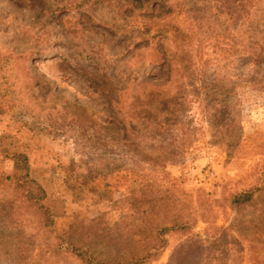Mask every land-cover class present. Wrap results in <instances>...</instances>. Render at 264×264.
<instances>
[{
  "label": "rangeland",
  "instance_id": "rangeland-1",
  "mask_svg": "<svg viewBox=\"0 0 264 264\" xmlns=\"http://www.w3.org/2000/svg\"><path fill=\"white\" fill-rule=\"evenodd\" d=\"M171 223L143 264H264V0H0V264Z\"/></svg>",
  "mask_w": 264,
  "mask_h": 264
},
{
  "label": "trees",
  "instance_id": "trees-1",
  "mask_svg": "<svg viewBox=\"0 0 264 264\" xmlns=\"http://www.w3.org/2000/svg\"><path fill=\"white\" fill-rule=\"evenodd\" d=\"M25 160V157H23V161L22 159H17V163H20L21 165L23 164ZM26 172V169H25ZM25 177L27 178V174H25ZM40 194L36 195V197H40ZM249 196H245L242 195V197L237 198V202L243 198V201L247 200ZM44 214L48 215V211L46 210L44 212ZM173 229H175V225L174 224H166V225H161V226H157L155 228V238L157 241H159L161 243L160 246H152L150 247L149 250H147V252H145L144 254H142L141 256H135L133 255L130 259H126V260H118L117 262H115V264H143L145 263L147 260H149L152 256H153V252L152 250H158L162 247L164 240L163 237L165 234H167L168 232L172 231ZM57 246H55L57 249H62L64 246L62 244H56ZM67 245V244H66ZM67 252H70L71 254H75L74 256L77 258V260L79 261L80 264H105V261L101 259H98L97 257L94 256V254L92 253V250L90 249V245H88L87 243H82L81 245H75V244H69L67 245Z\"/></svg>",
  "mask_w": 264,
  "mask_h": 264
}]
</instances>
